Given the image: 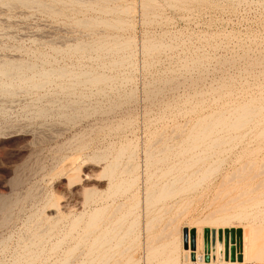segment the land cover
Instances as JSON below:
<instances>
[{
  "label": "rangeland",
  "instance_id": "obj_1",
  "mask_svg": "<svg viewBox=\"0 0 264 264\" xmlns=\"http://www.w3.org/2000/svg\"><path fill=\"white\" fill-rule=\"evenodd\" d=\"M241 232L262 261L264 0H0V264H232Z\"/></svg>",
  "mask_w": 264,
  "mask_h": 264
},
{
  "label": "bare ground",
  "instance_id": "obj_2",
  "mask_svg": "<svg viewBox=\"0 0 264 264\" xmlns=\"http://www.w3.org/2000/svg\"><path fill=\"white\" fill-rule=\"evenodd\" d=\"M246 117V116H245ZM242 118V117H241ZM233 125V124H232ZM235 126V125H234ZM206 127V126H205ZM208 127V126H207ZM238 127V126H237ZM196 140V139H195ZM165 189V188H164ZM226 233V232H225ZM211 234V233H210ZM230 240V239H229ZM242 241H243V234H242V232H241V245H242ZM210 242V241H209ZM223 242V241H222ZM222 242H221V240H217V243H216V245H215V251H214V254H215V256H216V252H217V256H216V258H220V257H222V248H223V245H222ZM231 242V241H230ZM229 242V243H230ZM212 245V244H211ZM230 245V244H229ZM231 245H233V244H231ZM198 246L200 247L201 246V242H200V239H199V241H198ZM210 248H211V246H210ZM234 248V247H233ZM235 249V248H234ZM230 251V250H229ZM229 257H230V252H229ZM211 258V257H210ZM202 258H200L199 257V260L197 261V264H213V263H217V262H219L217 259H214V260H212V259H209V260H201ZM231 260H234V259H232L231 258ZM231 262V261H230ZM226 264H229V262H225ZM232 263V262H231ZM232 264H235V262L234 263H232Z\"/></svg>",
  "mask_w": 264,
  "mask_h": 264
},
{
  "label": "crops",
  "instance_id": "obj_3",
  "mask_svg": "<svg viewBox=\"0 0 264 264\" xmlns=\"http://www.w3.org/2000/svg\"><path fill=\"white\" fill-rule=\"evenodd\" d=\"M216 256H217V252H216ZM241 258H242V260L240 259L241 261L237 260L235 262H237L238 264H264V259L262 261H259V262L258 261H245L244 260V258H243V241H242V257ZM218 261H219V259H218ZM220 263H222V262L220 261V262L213 263V264H220Z\"/></svg>",
  "mask_w": 264,
  "mask_h": 264
},
{
  "label": "water",
  "instance_id": "obj_4",
  "mask_svg": "<svg viewBox=\"0 0 264 264\" xmlns=\"http://www.w3.org/2000/svg\"><path fill=\"white\" fill-rule=\"evenodd\" d=\"M233 233H234V232H233ZM237 233L240 234L239 229L237 230ZM231 257H232V259H234V252H233V255L231 254ZM237 258H241V255L239 254V256H238Z\"/></svg>",
  "mask_w": 264,
  "mask_h": 264
},
{
  "label": "built area",
  "instance_id": "obj_5",
  "mask_svg": "<svg viewBox=\"0 0 264 264\" xmlns=\"http://www.w3.org/2000/svg\"><path fill=\"white\" fill-rule=\"evenodd\" d=\"M240 253H237L236 251H234V258L237 259V255H239Z\"/></svg>",
  "mask_w": 264,
  "mask_h": 264
}]
</instances>
